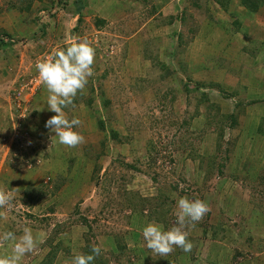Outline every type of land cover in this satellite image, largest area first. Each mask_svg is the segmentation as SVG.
Segmentation results:
<instances>
[{"label":"rangeland","instance_id":"374dc122","mask_svg":"<svg viewBox=\"0 0 264 264\" xmlns=\"http://www.w3.org/2000/svg\"><path fill=\"white\" fill-rule=\"evenodd\" d=\"M19 1L0 0V31L12 38L0 46V189L12 196L0 209L7 217L0 233L19 236L30 226L42 235L22 264H40L55 246L53 264H70L96 244L104 261L126 264V256L119 263L112 255L119 241L131 250L132 264H174V250L148 257L142 235L148 219L121 209L123 189L155 203L170 199L165 203L174 208L183 196L206 201L209 211L189 230L188 238L199 239L196 258L182 255L179 264H264V7L249 14L240 0H84L81 10L73 0H33L28 11L10 6ZM85 36L96 49L94 74L65 109L81 121L84 140L68 147L52 142L55 133L45 127L56 113L47 108L35 64ZM244 45L259 50L253 56ZM211 104L219 114L237 115V127L225 129V141H235L230 153L218 152L217 133L207 127ZM112 128L122 142L111 139ZM31 186L48 192L32 207L24 201ZM10 248L0 240V255Z\"/></svg>","mask_w":264,"mask_h":264},{"label":"clouds","instance_id":"9594fccd","mask_svg":"<svg viewBox=\"0 0 264 264\" xmlns=\"http://www.w3.org/2000/svg\"><path fill=\"white\" fill-rule=\"evenodd\" d=\"M96 49L93 43L85 37H74L71 43L58 49L43 59H38L35 68L38 79L47 89V108L56 113L45 124L55 135L56 142L68 147H74L83 142L82 133L77 130L81 121L77 117L69 119L65 109L73 104L74 98L81 93L89 78L93 76V64ZM53 142V141H52ZM10 193L0 189V209L6 208L11 202ZM209 211L206 201L187 196L176 200L174 215L175 223L165 228L163 223L150 221L142 229V235L148 249L159 256H166L174 250L181 248L190 252L193 243L188 238L189 230L195 226ZM7 217L0 212V220ZM42 235L34 233L30 226H24L22 234L17 236L13 231L0 233V240L11 243L10 251L0 255V264H22L26 254L32 253L42 242ZM102 251L100 244L93 245L90 253L75 254L70 264H92L96 256Z\"/></svg>","mask_w":264,"mask_h":264},{"label":"trees","instance_id":"16d2710c","mask_svg":"<svg viewBox=\"0 0 264 264\" xmlns=\"http://www.w3.org/2000/svg\"><path fill=\"white\" fill-rule=\"evenodd\" d=\"M28 1V2H26ZM33 0H20L18 3H12L10 6L16 8H19V10H24V11H28L30 10V7L32 5ZM74 1V8L75 10L78 8L79 10H81L82 6L85 5V1L84 0H73ZM24 2V3H23ZM240 5L242 7L243 10L246 11V13L252 14V12H257L258 10H260L262 7H264V0H240ZM233 16H236V14L233 12ZM33 22H37V18H33ZM237 22L238 26L241 25V22L238 21L237 17H236V21H234V24ZM104 23L102 20H97V24L100 25ZM236 25V24H235ZM240 27V26H239ZM263 33V32H262ZM264 34V33H263ZM9 38V39H8ZM11 36L7 33L4 34L3 32L0 31V46L3 45H7L9 43H11ZM245 50L244 51H248V54H251L253 56H255V52L256 50H259V46H256L254 48H251L247 45H244ZM250 48V49H249ZM90 84L91 81H90ZM101 85V84H100ZM99 85V87H100ZM202 86H207L208 84H200ZM212 85H215L212 83ZM91 90L93 92V88L91 86ZM222 91V89L220 90ZM236 94V93H235ZM229 95V94H226ZM93 98L94 96H92L91 98H89V103L88 104H92L93 102ZM209 97H207L206 94H203V97L200 100V103H206V100H208ZM103 104L105 106V109H107L108 107L111 106V100L106 99L103 100ZM199 103V104H200ZM239 105V104H238ZM200 106V105H198ZM240 106V105H239ZM207 107V106H206ZM214 111V112H213ZM207 112H213L212 114H210V119L207 120V127H211L212 129H214V131L217 133V147H218V152L222 153L224 150L226 153H230L232 151L231 147L232 144L235 143L234 140L232 139H228L226 146L225 145V129L226 128H234L237 127L238 125V119H237V115L236 113H229V114H219V106L216 104H211L208 105L207 107ZM110 113L111 112H106V116L107 118H110ZM106 120H99V124H100V128L101 129H106ZM227 125V126H226ZM206 131L203 129L201 130V133H205ZM190 133V132H189ZM193 134V133H190ZM199 135V134H198ZM110 137L111 139L117 140L118 142H122L124 137H120V134L117 130L115 129H111L110 131ZM190 145L192 146V143H190ZM35 153V151H34ZM33 153V154H34ZM101 157L99 154L96 156V158ZM27 158V156H26ZM216 159V161L220 162V165L224 167V164L218 160L217 157L214 158V160ZM128 168H136V166H134L133 164H128L126 165ZM219 169V168H218ZM101 170L100 166H95L94 171L96 173H98ZM63 186V182H57L54 185V189L51 192V194H54L56 192H58ZM47 187H30L25 193H24V201L27 202L26 204L28 206H35L41 199H43L45 196H47V191L46 189ZM121 193L124 195L125 197V202H123L121 204V209H129L131 211V213H140L144 216L147 217L148 222L150 221H156V222H160L163 223L165 228L171 227L173 224H170L171 222L175 223V215H174V207H172L169 203H165V201H169L167 200V198L165 200H162L158 203L153 202L152 200L148 199L147 197H144L143 195H141L139 192L136 191H126L125 189L121 190ZM52 210V209H51ZM84 221H86L85 218H82ZM205 229V228H204ZM213 235H214V239L217 238V228L213 229ZM207 231H204V235L206 236ZM225 237V235H224ZM144 239V238H143ZM192 243H193V247L191 249L190 252H184L181 248H174L175 251V263L174 264H179L177 262V259L182 256V255H186L188 256L190 254V257L192 258V260H195L196 256H195V251H196V247L199 244V239L196 238H189ZM118 242V241H117ZM145 246V250L146 253L148 255V257H151V254L153 253L152 250L148 249L146 246V242L144 240ZM53 251L51 253H49L48 256H46L45 258H43V260L40 262V264H53L54 259L58 256V252L59 248L57 246H55L54 248H52ZM117 249L118 252L115 253L112 251V255L114 256L115 260H117L119 263L122 262L123 258L126 256L127 258V262L126 264H132L133 260L132 258V252L131 250L129 251L128 247L126 246L125 243L119 241L117 243ZM149 251V253H148ZM91 250L87 249L86 253H90ZM102 252V251H101ZM130 252V255H127V253ZM188 253V254H186ZM237 255H242V253L237 250L236 256ZM236 256L233 258V260H236ZM52 258V259H51ZM105 258L103 255H99L96 256V258L94 259V261L92 262V264H109L110 262L104 261ZM152 260V259H151ZM165 264V262H163ZM166 264H169V262L167 261Z\"/></svg>","mask_w":264,"mask_h":264},{"label":"built area","instance_id":"2783aa9c","mask_svg":"<svg viewBox=\"0 0 264 264\" xmlns=\"http://www.w3.org/2000/svg\"><path fill=\"white\" fill-rule=\"evenodd\" d=\"M19 95H21V93Z\"/></svg>","mask_w":264,"mask_h":264}]
</instances>
